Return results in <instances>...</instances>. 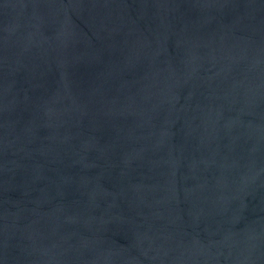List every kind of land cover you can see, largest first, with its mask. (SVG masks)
<instances>
[{
	"label": "water",
	"instance_id": "95a60500",
	"mask_svg": "<svg viewBox=\"0 0 264 264\" xmlns=\"http://www.w3.org/2000/svg\"><path fill=\"white\" fill-rule=\"evenodd\" d=\"M0 264H264V0H0Z\"/></svg>",
	"mask_w": 264,
	"mask_h": 264
}]
</instances>
